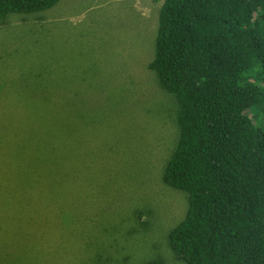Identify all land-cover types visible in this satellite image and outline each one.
Returning a JSON list of instances; mask_svg holds the SVG:
<instances>
[{
    "label": "rangeland",
    "instance_id": "obj_1",
    "mask_svg": "<svg viewBox=\"0 0 264 264\" xmlns=\"http://www.w3.org/2000/svg\"><path fill=\"white\" fill-rule=\"evenodd\" d=\"M162 5L61 0L44 13L6 16L0 27V264H94L97 252L81 232L89 215L125 220L107 235L124 239L139 191L154 199L147 209L154 215L139 216L151 225L137 226L148 236L130 241L132 264L149 257V239H162L151 226L168 230L183 219L181 192L161 182L177 135L175 110L149 69ZM92 109L100 110V122L67 124L72 113ZM111 126L121 139H108ZM119 153L125 157L117 169ZM66 175L71 182L62 181ZM167 194L176 198L160 204ZM66 222L75 230L67 231Z\"/></svg>",
    "mask_w": 264,
    "mask_h": 264
},
{
    "label": "trees",
    "instance_id": "obj_2",
    "mask_svg": "<svg viewBox=\"0 0 264 264\" xmlns=\"http://www.w3.org/2000/svg\"><path fill=\"white\" fill-rule=\"evenodd\" d=\"M60 1L0 0V27L7 24L9 14L44 13ZM158 22L149 69L175 110L172 123L177 128L161 182L181 192L187 206L176 226L168 230L151 226L154 236L163 237L159 242L158 237L149 239L144 250L149 257L136 264H264V0H163ZM100 114L98 109L72 113L67 124L93 126L100 122ZM115 128L106 130L108 139H121ZM91 148L90 144L88 151ZM125 153L117 154V169ZM66 176L62 181L71 182ZM145 192L136 197L138 206L124 239L110 240L107 235L112 225L122 226L125 220L110 217L105 222L101 215H89L81 232L90 241L89 251L97 252L94 264H132L130 241L148 236L137 226L151 225L139 216L154 215L147 210L154 199ZM169 198L176 197L167 194L160 204ZM80 218L84 220L77 224L82 225L88 214ZM63 225L67 231L75 230L71 222ZM98 230L103 233L95 236ZM166 240L160 250L158 245ZM85 248L80 246V251Z\"/></svg>",
    "mask_w": 264,
    "mask_h": 264
},
{
    "label": "bare ground",
    "instance_id": "obj_3",
    "mask_svg": "<svg viewBox=\"0 0 264 264\" xmlns=\"http://www.w3.org/2000/svg\"><path fill=\"white\" fill-rule=\"evenodd\" d=\"M161 8V7H160Z\"/></svg>",
    "mask_w": 264,
    "mask_h": 264
}]
</instances>
